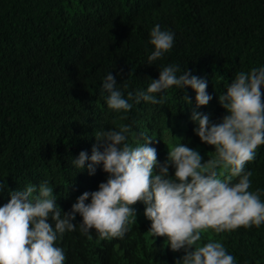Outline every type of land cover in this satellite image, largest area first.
<instances>
[{
    "label": "trees",
    "instance_id": "obj_1",
    "mask_svg": "<svg viewBox=\"0 0 264 264\" xmlns=\"http://www.w3.org/2000/svg\"><path fill=\"white\" fill-rule=\"evenodd\" d=\"M157 23L175 33V43L149 65V31ZM168 63L207 80L212 99L197 110L217 120L224 114L218 96L235 73L264 65V0H0V180L14 191L47 179L56 186L57 204L69 211L107 176L99 166L93 175L76 173L70 159L82 150L90 155L94 133L113 121L132 123V140L140 132L152 136L160 163L178 138L204 161L214 156L193 131L191 88L168 90L162 105L141 102L124 119L100 96L108 71L128 85L126 94L146 87ZM245 167L252 172L250 190H264V145ZM9 199L0 193V206ZM135 207L136 221L123 239L101 240L94 230L66 233L57 241L65 264H175L184 253L173 252L166 237L153 240L145 206ZM80 219L77 214L75 222ZM202 236L221 240L237 264H264V224Z\"/></svg>",
    "mask_w": 264,
    "mask_h": 264
},
{
    "label": "clouds",
    "instance_id": "obj_2",
    "mask_svg": "<svg viewBox=\"0 0 264 264\" xmlns=\"http://www.w3.org/2000/svg\"><path fill=\"white\" fill-rule=\"evenodd\" d=\"M174 43L175 33L155 24L149 31L152 49L146 63L155 65ZM149 81L125 94L128 85L118 84L108 71L100 96L109 111L124 119L141 102L162 105L168 90L191 88L193 131L201 142L213 146L214 156L204 161L198 149L176 137L160 163L150 143L152 136L140 132L131 139L132 123L113 121L107 130L100 127L91 154L82 150L70 164L76 173L86 169L89 175L99 166L106 179L96 190L79 195L69 211L57 204L56 186L47 179L14 191L0 180V193L7 191L10 196L0 206V264H65V251L57 241L69 232L90 236L94 230L101 240L123 239L136 221L137 202L145 206L153 240L166 237L173 252L184 253L175 264H237L221 240L207 239L202 233L219 235L264 224V190H250L252 172L245 167L264 145V65L235 73L218 96L224 114L217 120L197 110L212 99L207 80L180 64H161L158 78ZM183 101L192 103L188 96ZM77 214L79 222H75Z\"/></svg>",
    "mask_w": 264,
    "mask_h": 264
},
{
    "label": "bare ground",
    "instance_id": "obj_3",
    "mask_svg": "<svg viewBox=\"0 0 264 264\" xmlns=\"http://www.w3.org/2000/svg\"><path fill=\"white\" fill-rule=\"evenodd\" d=\"M64 186V185H63ZM64 192V191H63ZM62 193V192H61Z\"/></svg>",
    "mask_w": 264,
    "mask_h": 264
}]
</instances>
